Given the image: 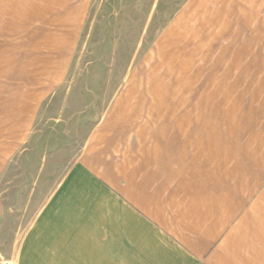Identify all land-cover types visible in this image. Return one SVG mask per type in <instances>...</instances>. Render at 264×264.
Returning a JSON list of instances; mask_svg holds the SVG:
<instances>
[{"label": "rangeland", "instance_id": "rangeland-1", "mask_svg": "<svg viewBox=\"0 0 264 264\" xmlns=\"http://www.w3.org/2000/svg\"><path fill=\"white\" fill-rule=\"evenodd\" d=\"M224 1L15 4V18L29 23L15 28L23 30L15 32V44L25 46L28 38L30 50L14 58L12 76H0V85L13 87L14 101L12 153L0 155V264H15L24 227L91 132L117 111L135 119L128 131L154 114L159 131L170 126L188 146H245L264 118V41L218 42L230 27L215 12L182 15L192 4L245 14L247 0ZM129 87L127 99L143 89L151 106H116Z\"/></svg>", "mask_w": 264, "mask_h": 264}, {"label": "crops", "instance_id": "crops-1", "mask_svg": "<svg viewBox=\"0 0 264 264\" xmlns=\"http://www.w3.org/2000/svg\"><path fill=\"white\" fill-rule=\"evenodd\" d=\"M25 1L0 0V76H12L14 58L29 53L28 38L15 44L23 31L15 28L29 25L14 15ZM192 7L182 15L203 9L230 27L218 42L264 41V0H247L245 14ZM130 87L116 106H151L143 89L127 99ZM0 91V155H8L13 87ZM117 113L91 132L38 206L15 264H264V118L245 146L209 148L186 145L170 126L159 131L154 114L128 131L135 119Z\"/></svg>", "mask_w": 264, "mask_h": 264}]
</instances>
